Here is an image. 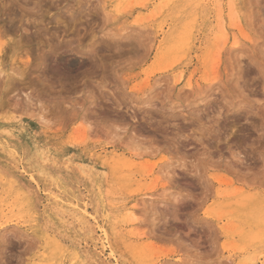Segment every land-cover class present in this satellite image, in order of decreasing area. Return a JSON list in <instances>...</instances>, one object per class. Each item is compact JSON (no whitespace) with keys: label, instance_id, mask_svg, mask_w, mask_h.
<instances>
[{"label":"rangeland","instance_id":"1","mask_svg":"<svg viewBox=\"0 0 264 264\" xmlns=\"http://www.w3.org/2000/svg\"><path fill=\"white\" fill-rule=\"evenodd\" d=\"M0 46V264H264V0H0Z\"/></svg>","mask_w":264,"mask_h":264},{"label":"bare ground","instance_id":"2","mask_svg":"<svg viewBox=\"0 0 264 264\" xmlns=\"http://www.w3.org/2000/svg\"><path fill=\"white\" fill-rule=\"evenodd\" d=\"M163 30V29H161ZM165 36V35H164ZM3 43V42H2ZM3 45V44H2ZM2 48V46H0ZM5 49V48H4ZM2 51V50H1ZM1 56V55H0ZM0 64H1V59H0ZM1 71V69H0ZM182 73L179 74V77H182ZM190 84V83H189ZM27 137V140L28 142L30 143L31 145V148H32V152L34 153L35 155V159H36V162L38 164V166L42 167V165L46 162H54V158H52L53 156L51 155L50 151L46 148H43V146H41L38 142H36L35 140L31 139L29 136L25 135ZM81 167V169L83 171H88V173L90 174V176H95L92 172H90V170H87L86 167L82 166V165H79ZM79 167V168H80ZM22 176V175H21ZM25 178V176H24ZM27 182V181H26ZM36 182V181H35ZM29 184V183H28ZM30 185V184H29ZM38 186V184H37ZM34 187V186H33ZM32 192V191H31ZM34 195V194H33ZM38 195V194H37ZM128 209L126 210V212L121 216L122 217V220L124 221V224H129L131 221H133L132 218L133 217V211H134V205H132L131 207H127ZM82 210V209H81ZM131 220V221H130ZM130 225V224H129ZM95 239V238H94ZM97 239V238H96ZM100 240V239H99ZM86 243V242H85ZM100 243V246H99V250L97 253H95L97 255V257H101L103 256V249H104V246H103V242H99ZM97 245V242H95V244L93 245V248L96 249V246ZM84 247V246H83ZM88 248V247H87ZM94 251V250H93ZM85 253V252H84ZM92 254V253H91ZM109 259L111 258L110 256H108ZM90 258V257H89ZM107 260L106 257L103 258V259H99V263L97 261L98 264H111L110 263V260ZM96 260V259H95Z\"/></svg>","mask_w":264,"mask_h":264}]
</instances>
